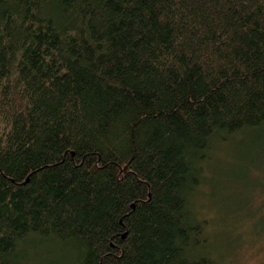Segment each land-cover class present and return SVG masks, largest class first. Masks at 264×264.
Wrapping results in <instances>:
<instances>
[{"label": "trees", "instance_id": "trees-1", "mask_svg": "<svg viewBox=\"0 0 264 264\" xmlns=\"http://www.w3.org/2000/svg\"><path fill=\"white\" fill-rule=\"evenodd\" d=\"M239 137L233 180L264 156V0H0V264H222L193 196Z\"/></svg>", "mask_w": 264, "mask_h": 264}, {"label": "rangeland", "instance_id": "rangeland-1", "mask_svg": "<svg viewBox=\"0 0 264 264\" xmlns=\"http://www.w3.org/2000/svg\"><path fill=\"white\" fill-rule=\"evenodd\" d=\"M239 141L240 137L232 138L225 144L213 145L208 155L210 163L203 173L202 186L195 192L192 205L207 220L209 248L222 264H264V230H255L264 228V156L251 152L254 160L252 166L260 167L259 170L249 166L247 170H241L243 173H238L236 177L240 179L233 180V168L241 160L242 164L248 163L241 153ZM260 141L262 143L258 147L264 146V138ZM240 168L243 166H239L237 171ZM223 201L252 205L255 210L262 208V214L255 219L237 217L232 215L230 209H224ZM30 253L28 258L31 260L34 257L39 260L40 257L43 263L45 258L49 259L46 262L55 263L63 260L64 250L55 245H46L39 248L37 253ZM37 264L41 263L38 261Z\"/></svg>", "mask_w": 264, "mask_h": 264}]
</instances>
